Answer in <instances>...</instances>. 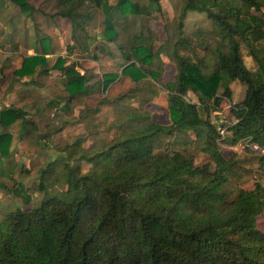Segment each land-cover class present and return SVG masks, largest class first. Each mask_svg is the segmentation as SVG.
<instances>
[{"label":"trees","instance_id":"obj_1","mask_svg":"<svg viewBox=\"0 0 264 264\" xmlns=\"http://www.w3.org/2000/svg\"><path fill=\"white\" fill-rule=\"evenodd\" d=\"M9 1L27 17L36 10L32 0ZM152 2L160 11V0ZM57 3L56 13L50 18L69 21L73 45L68 46V52L78 49L83 54H90L96 42L88 29L97 13L104 18L102 52L109 49L105 43H118L117 28L123 27L120 17L149 14L145 5L131 0H118L114 5L111 0ZM263 7L264 0H182L178 37L170 38L168 49L176 76L164 85L171 124H157L151 121L149 112L132 109L116 117L113 126L122 133L102 150L77 157L74 148L80 150V141L66 145V153V146L61 149L65 175H53L52 162L40 170L38 188L44 194L41 205L0 211V264H264V239L256 228V218L264 210V189L260 185L253 191L241 189L234 199L230 198L224 187L232 164L220 153L216 143L219 134L210 119L224 100H232L231 84H245L246 98L232 108L237 122L228 130L233 142L251 137L264 147ZM190 12L207 17L212 26L211 38L217 41L214 48L203 47L207 53L198 63L180 53L189 45L184 37V20ZM135 20L124 27H134ZM35 30L43 52L25 58L14 74L23 79L60 71L69 93L63 110L70 111L76 98L84 101L99 83H92L94 75L79 71L76 61L59 57L49 68L46 55L50 52V37L41 36L37 23ZM242 42L256 62L257 72L247 68ZM119 49L129 60L122 76L136 84L146 80L148 74L142 67L153 61L150 49L137 42L128 49L130 57L123 45ZM120 76L105 73L103 91L107 92ZM149 76L160 78L155 71ZM112 102L103 97L89 113L97 114ZM57 103L54 99L47 106L56 108ZM17 122L21 140L28 137L30 126L37 129L26 111L16 107L0 110L4 131ZM4 131L0 132V180H15L14 136ZM191 132L199 140L206 139L207 146L201 150L215 163L213 172L209 166L196 168L192 153L186 150L155 153L156 141L161 137ZM117 151L125 156L114 159ZM73 160H90L93 170L79 173L81 167L78 164L73 168ZM262 160L264 169V156ZM63 176L67 188L51 194L49 185L55 186ZM0 186L22 199L25 206L31 204L32 197L22 183L15 182L12 189L4 183Z\"/></svg>","mask_w":264,"mask_h":264},{"label":"rangeland","instance_id":"obj_2","mask_svg":"<svg viewBox=\"0 0 264 264\" xmlns=\"http://www.w3.org/2000/svg\"><path fill=\"white\" fill-rule=\"evenodd\" d=\"M117 1L111 0V3L114 5ZM131 1L145 5L149 14L147 16H131L128 19H123L119 16L123 27L117 28L119 31L118 43H105L109 48L106 52L100 51V48H103L101 44L104 43L100 36L104 30L102 24L103 16L97 13L93 25L88 29L89 33L96 37V42L92 49V51L94 50L92 55H96V59L92 55L90 56L96 61H94L95 65L92 70H88V68L86 70V68L81 67V71L89 75L95 70V74H92L94 75L92 83L99 84L94 89L92 95L84 98V101H81V97L76 98L70 111L63 110L69 98V93L66 90L65 84L60 83L56 85L61 78L56 70H51V74L46 79L42 78L38 82L36 79L40 75L37 77L35 75L29 82L22 83L20 89L19 87L17 88V91L19 90V102L17 104H10V107L26 111L34 123H36L37 129L30 126V133L24 140L20 139V122L4 131L12 133L14 136L12 159L17 163V167L13 173L15 180L7 178L0 180V183H4L10 189L15 186V182L22 183L31 195L32 201L29 206H25L22 199L12 193H6L0 186V211L6 212L19 207L22 209L39 207L44 198V194L38 188L40 170L45 169L52 162L55 163L53 175L62 176L66 172V169L64 168L65 161L62 159L63 154L60 150L68 144H75L80 141V150L74 148L77 157L85 153L91 155L93 152L107 147L112 141L119 138L122 133V131L113 126L117 121V116L129 112V110L132 112V109H137L140 112H149L151 121L157 124L163 126L171 124V118L167 111L168 92L164 88V85L167 82L173 81L176 76V67L169 55L168 49L170 38L173 37L176 40L178 37L177 27L179 26V11L182 0H160V11L158 10V5L152 2V0ZM31 2L34 7H39H35L36 10L31 17H27L18 6L15 7L17 13L15 17H21V22L23 21L22 30L27 29L25 25V21L27 20L23 19L24 16L32 18L34 27L35 23H37L43 32L41 36H49L41 22L49 20L50 16L56 13L57 3L49 0H32ZM262 11L264 13V7ZM9 15L8 18L0 16L1 21L6 22L5 25L9 23V17L13 16V14ZM133 19H136L134 27L129 26L130 28L126 29L125 27L129 21ZM68 25V32L70 34L60 31L56 36L52 35V40H47L49 47H53L52 52L54 54L49 60V68H52L59 57L65 58L68 61H76L85 57L78 49L68 52V46L73 45V41L71 40V25L70 23ZM10 26L11 23L6 27ZM211 31L212 26L206 16L190 12L184 20V37L189 41V45L180 49V53L189 60L198 63L207 53V50H204L203 47L214 48L217 45L216 39L213 40L211 38ZM13 34L16 38L18 33L13 32ZM139 35L142 38H136ZM34 39L37 40L36 30ZM27 40L28 38L25 36L23 41ZM52 41L53 46L51 45ZM137 42H141L153 54V61L142 67L148 74V78L140 84H136L130 78L122 76V68L129 60L124 57L119 49L123 45L128 52V49L137 44ZM19 46L20 44L16 43L15 39L3 38V40H0V51L2 50L3 52L1 55L6 57L5 61L8 64L12 63L13 59L15 60L14 55L18 53ZM5 47L10 48L5 49ZM241 50L247 68L253 72H257L258 66L250 57L249 49L243 42L241 43ZM39 51L42 54V51ZM95 51H98V53L96 54ZM6 52H8L7 55L5 54ZM129 54L130 52H128ZM209 60H212V57ZM151 71L158 72L160 78L150 77ZM105 73H117L121 75L107 92L103 91L101 85L102 77ZM32 81L34 83L36 81L39 86L33 85ZM231 89L232 100H224L221 109L218 112L212 113L210 119L216 126L219 134L216 143L220 147V153L226 160L231 161L232 164L231 170L227 173L229 181L225 184L224 188L229 193L230 198L234 199L241 189L253 191L258 185L264 189V169L262 167L264 147L255 142L251 137H244L233 142L228 127L236 123L237 119L231 110L235 105L244 101L247 86L240 82H234L231 84ZM223 92V88H220L219 93L222 94ZM103 97H107L113 102L102 106L97 114H90V109H95ZM191 98L195 99L192 95ZM54 99L58 101V106L56 108L48 107L47 105ZM3 106L4 104L0 107ZM84 114H87L86 118H83ZM221 129L226 130L225 137L220 134ZM197 139L194 132L169 137L163 136L156 141L155 153L162 154L166 152L172 153L175 150H186L192 153L196 168L209 166V171L213 172L215 163L211 161L209 154L201 150L207 146V141L204 138ZM64 152H68L67 146ZM124 156L125 153L123 151H117L113 158L119 159ZM78 164L81 167L78 171L79 173H88L93 170L90 160H84L80 163L73 160L71 166L74 168ZM65 180L66 176H63L61 182L55 186L50 184V193L64 191L67 188L64 185ZM256 228L264 239V210L256 218Z\"/></svg>","mask_w":264,"mask_h":264},{"label":"crops","instance_id":"obj_3","mask_svg":"<svg viewBox=\"0 0 264 264\" xmlns=\"http://www.w3.org/2000/svg\"><path fill=\"white\" fill-rule=\"evenodd\" d=\"M49 1H53L55 3L58 2V0H49ZM53 2H51V3H53ZM15 7H17V6L12 4L9 0H0V12H1L0 16H3V18H8V16H10L9 14H13V16L9 17V23L8 24L10 25V23H11L10 27H6L8 24L5 25L6 22L1 21L2 19L0 18V23L3 22L0 24V29H1L0 30V40H3V38H5V39L10 38V39H15V42L20 44L18 53H16L14 55L15 60L13 59L12 63H10V64H8L7 61H5L6 57L1 55V54H3L2 50L0 51V77H1V79H0V106L4 104L3 107H0V110L3 109L4 107H10V104H17L19 102V96H18L19 90L17 91V88L19 87V89H20V86L22 83L29 82L30 80H32V78H34V76H32V77L28 76V77H25L23 79H20V78L15 76V74H14L15 71L22 67V64H23V61L25 58L33 56V55L41 54L39 50H41L43 52V49L40 46V44L39 43L37 44V40L34 39L35 27H34L32 18H26L23 16V19L27 20V21H25V25L27 26V29L22 30L23 21L21 22V17H15L16 16L15 14H17ZM35 7L39 8L38 6H35ZM56 10H57V7H56ZM26 22H27V24H26ZM67 22L69 23V21L65 20V19L57 18V19L53 20V19L49 18V20H45L41 23L45 27L46 32H48V35H49L50 39L52 40V38H51V37H53L52 35L56 36V34L60 33V31H63L66 34L67 33L70 34V32H68L69 25ZM1 25H2V27H1ZM17 25H19V26L17 27ZM11 28H12V31H11ZM13 32L18 33L16 38H15V35L13 34ZM25 36H26V38H28L27 41H23ZM51 45L53 46V41H52ZM8 48H10V47H5V49H8ZM50 48H51V50H49L50 51L49 54L46 55V58L48 60V64H49L50 58L54 55L52 52L53 47L50 46L49 49ZM92 52H94V50L91 51L90 54H84V56H85V57H83L84 59L76 60V62L78 64L77 69L79 71H81V67L86 68V70H87V68H88V70H92L94 68V65H95L94 61H96L95 60L96 58L94 59V58L90 57L93 54ZM7 53L8 52H6L5 54L7 55ZM95 53L97 54L98 52L95 51ZM62 54H63V52H62ZM88 55H89V57H88ZM92 56L94 57L96 55H92ZM10 65H11V67H10ZM37 70L40 71V68H37ZM1 71H3V76L1 75ZM51 72L52 71H50V74H51ZM56 72L61 77L59 79L60 81H58L56 83V85H59L60 83L64 85L65 84L64 76L61 74L60 71L56 70ZM92 74H95V70L93 71ZM49 75L40 76L39 78L36 79V81L38 82V80H41L42 78L46 79L47 76H49ZM37 76H39L38 73L36 74L35 77H37ZM33 81H34V79H33ZM36 81H35V83L33 82L32 84L39 86ZM10 128H8V129H10ZM1 130L4 131V128L0 125V131Z\"/></svg>","mask_w":264,"mask_h":264},{"label":"built area","instance_id":"obj_4","mask_svg":"<svg viewBox=\"0 0 264 264\" xmlns=\"http://www.w3.org/2000/svg\"><path fill=\"white\" fill-rule=\"evenodd\" d=\"M220 134H221L222 136H224V137H225L226 130H225V129H221V130H220ZM256 148H257V146H256Z\"/></svg>","mask_w":264,"mask_h":264}]
</instances>
